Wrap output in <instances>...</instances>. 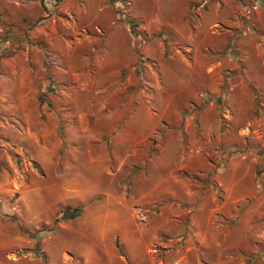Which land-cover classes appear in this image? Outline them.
I'll use <instances>...</instances> for the list:
<instances>
[{
  "label": "rangeland",
  "instance_id": "374dc122",
  "mask_svg": "<svg viewBox=\"0 0 264 264\" xmlns=\"http://www.w3.org/2000/svg\"><path fill=\"white\" fill-rule=\"evenodd\" d=\"M166 6L178 7L183 17L174 15L171 21L186 27L204 23L206 28L212 27V33L217 29L228 32L230 22H238L239 27L220 51H200L211 67L217 60L225 65L228 59L231 62L229 69L221 68L218 91L205 96L202 107L210 125L201 128L203 108L199 107L201 111L195 104L183 112V121L189 117L193 126L188 127L187 121L180 126L181 151L187 161L196 165L197 157L205 153L211 162L210 171L190 175L193 190L199 193L200 205L193 207L195 225L200 227L197 234L188 229L195 214L190 208L188 212L182 206L167 207L169 216L164 220L149 206L129 205L123 199L117 204L116 197L136 193L131 184L126 189H118L116 182L106 190L99 186L106 175L128 181L132 166L111 158L107 165L113 174H102L98 164L99 175L87 173L88 144L98 151L104 142H100V134L88 141L74 136L77 129L71 133L70 120L62 119L63 111L56 108L62 103L67 106L73 98L78 102L71 91L76 83L69 79L65 50L85 37L102 41L107 36L97 10L119 24L154 26L157 19L150 9ZM161 28L153 36L163 39ZM191 31L193 37L199 35L197 30ZM79 69L89 73L84 79L86 91L99 101L96 87L105 71L96 65ZM55 72L61 82L53 84ZM152 73L164 81L157 67ZM57 84L56 91L53 85ZM181 101L178 97L177 102ZM22 102L26 109L9 112L3 108ZM75 120L82 134L95 122L93 118ZM236 161L242 162V172L249 173L240 180L251 187L246 194L249 203L263 213L264 0H189L184 7L174 0H0V264H241L226 261L235 258L238 250L229 245L235 216L225 214L229 197L240 191L228 190L221 183L230 180L227 171L221 182L217 180L220 169L233 167ZM74 208L75 216L68 217L65 211L71 213ZM259 221L250 231L251 250L247 247L252 264H263L258 263L264 255V225ZM166 236L169 244L162 243ZM206 244L216 245L219 253L216 248H204Z\"/></svg>",
  "mask_w": 264,
  "mask_h": 264
},
{
  "label": "crops",
  "instance_id": "0c3cea01",
  "mask_svg": "<svg viewBox=\"0 0 264 264\" xmlns=\"http://www.w3.org/2000/svg\"><path fill=\"white\" fill-rule=\"evenodd\" d=\"M174 1L184 7V2L189 0ZM167 5L170 4L167 3ZM177 9L178 7L169 8L168 6L164 9H150L149 13L156 15L157 19L154 26L137 25V23L133 25L132 22L127 21H122L119 24L112 16L102 17L101 15L106 12L102 13L100 9L97 10L99 22L105 26L106 29L103 31L107 36L102 41H95L94 36L85 37L81 39L80 43L72 44L68 51L65 50L71 70L69 79L76 83L75 89L73 87L71 91L78 102H74L73 98L67 106L62 103L56 107L63 111L60 114L62 119L70 120V132L72 133L74 128L77 129L74 136L85 138V141H88L89 138L100 134L102 138L100 142H104V147L98 151H94L91 144H88L86 156L90 160L86 169L87 173L92 172L99 175L98 167L95 166L98 164L102 167V174L105 172L113 174V168L109 167L110 169H108L107 165L111 158H117L120 164L132 166L133 170L128 173V181H125L127 178L115 180L106 175L99 187L105 190L110 189L116 182L118 189H123L125 186L126 189L127 184H131L130 186L136 190V193L120 195L116 197V203H122L123 199L129 205L134 203L135 205L149 206L152 208V212L157 215L165 214L166 217H157L164 220H168L169 216L166 213L167 207L182 206L187 208L188 212L190 209L195 212L193 207L200 205L199 193L193 190L195 183L193 184L191 181L190 175L211 169V162L206 160L205 153L201 154L202 157H197L194 162L196 165L187 161V157L181 151L183 130L180 126L185 121H187L188 127L193 126V119L187 117L183 121V112L191 106L196 107L195 104L198 108L202 107L206 94L218 91L219 82L220 86L222 85L221 68L224 65L229 69L231 62L228 59L227 65H225V61L217 60L211 67V64L205 63L200 51L204 48L220 51L227 46L232 34L239 29L238 22L234 24L230 22L229 27L231 26V28H228L230 29L228 32L217 29L212 33L210 30L212 27L206 28L204 23L195 28L188 25L186 27L184 23L171 21L175 20L174 15L177 18L183 17V14ZM256 12L261 13L260 10ZM158 26L162 27L159 30L162 32L163 39L153 36V33L158 31ZM191 30H197L199 35L193 37ZM144 31L148 33H144ZM168 34L172 38H169ZM139 36H144L145 39L141 41ZM180 41L183 48L176 46H179L178 42ZM78 45L82 48H78ZM91 65L93 69L96 65L105 71L100 73L99 77L103 80L96 87L95 96L99 98V101L94 100L92 92L86 91L89 90L88 82H85L84 79L88 77L89 73L85 71L81 73L79 69L83 67L85 70ZM154 66L159 69L160 76L164 81L152 73ZM231 69L234 68L231 67ZM52 79L53 84L56 83L55 81L61 82L57 72L54 73ZM154 80L158 82L157 85ZM145 81L148 83L143 86ZM77 83L84 88L81 89ZM162 83L164 86H161ZM53 86L57 91L58 84ZM47 87L46 85L45 89ZM83 96H86L87 100L80 102L86 98ZM178 97H181V102H177ZM25 106L27 105L23 102L20 105L10 103V105L5 104L3 108L10 112L14 109H24ZM202 108V122L199 120V124L202 126L201 128H206L210 122L205 121L204 111L206 108ZM201 109L199 108V110ZM87 118H93L95 122L88 133L82 134L75 119L85 121ZM164 121H167L168 125H165ZM163 127H166L165 132ZM172 127L175 128L174 131L168 130ZM241 163L236 161L233 167L221 168L217 180L221 179L222 181V173L227 171L230 174V180L224 181L225 183L220 182L225 184L228 190L236 189L238 192L239 189L240 191L230 196L229 202L225 205L229 207L225 214L235 216L233 218L234 226H232L234 228L229 233V245L235 246L234 249L238 250L235 258H229L226 261L252 264L246 255L250 248V245L248 246L251 237L250 231L254 230V227H258L259 224L256 223L259 220L260 226L264 225V212L260 213V210L254 207V203H249L247 199L246 194L251 191V187L249 190L248 185L240 180L249 173L242 172ZM204 182L203 180L201 183ZM239 204L240 206H238ZM196 221L195 212L189 219L188 225V229L194 234H197L196 231H199L200 228L195 225ZM167 239L168 236L164 237L162 243L167 244ZM201 240L204 246V239ZM204 248L211 251L216 248V245L206 244ZM216 249L218 251L214 250V252L218 254L220 249ZM260 258L258 263L264 264V255ZM183 260L185 257L181 262ZM222 261L219 260L221 263ZM198 264L201 262L198 261Z\"/></svg>",
  "mask_w": 264,
  "mask_h": 264
},
{
  "label": "trees",
  "instance_id": "16d2710c",
  "mask_svg": "<svg viewBox=\"0 0 264 264\" xmlns=\"http://www.w3.org/2000/svg\"><path fill=\"white\" fill-rule=\"evenodd\" d=\"M132 23H133V25H134V22H132ZM76 210H77V209L74 208V210H72L71 213H69V212H70V209H67V210L65 211V214H67L68 217H73V216H75L74 211H76Z\"/></svg>",
  "mask_w": 264,
  "mask_h": 264
}]
</instances>
